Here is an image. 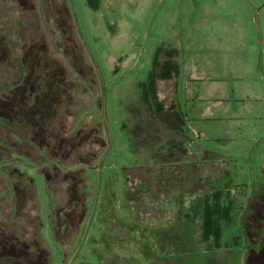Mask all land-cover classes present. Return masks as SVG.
<instances>
[{"label":"rangeland","instance_id":"374dc122","mask_svg":"<svg viewBox=\"0 0 264 264\" xmlns=\"http://www.w3.org/2000/svg\"><path fill=\"white\" fill-rule=\"evenodd\" d=\"M3 4L0 116L21 119L34 106L38 129L30 120L36 143L28 139L23 149H0V175L10 182L4 172L12 165L35 189L27 178H17L10 202L15 213L0 199V264H156L135 253L121 225L156 230L155 223L181 221L184 212L198 215L207 189L232 201L231 220L221 223V250L177 251L173 259L245 264L248 252L264 250V232L254 244L245 234L251 225L246 233L253 236L262 220L264 231V0H98L97 9L88 0ZM11 5L21 9L14 12L19 34ZM15 44L29 45L23 58L32 72L51 58L48 75L58 84L24 78ZM41 48L48 55L43 63ZM158 53L159 64L179 67L176 77L157 88L166 108L185 115L183 129L166 122L169 110L158 116L142 100L140 85ZM59 82L68 92L78 86L83 105L70 132L72 114L61 105ZM38 83L43 96L32 95ZM57 105L65 122L58 120ZM15 142L22 143L16 136ZM40 146L47 147L45 155ZM39 153L73 167L64 170ZM130 186L148 202L131 204ZM5 189L0 178V194ZM172 197L170 207L162 202Z\"/></svg>","mask_w":264,"mask_h":264},{"label":"trees","instance_id":"16d2710c","mask_svg":"<svg viewBox=\"0 0 264 264\" xmlns=\"http://www.w3.org/2000/svg\"><path fill=\"white\" fill-rule=\"evenodd\" d=\"M3 3H4V0H0V9L1 10L5 6ZM88 5H90L93 9H97L98 8V0H88ZM8 8L12 11V18L14 19V21L16 23V26L18 29V34H19V32H23V30L20 28L21 27V21L19 20L18 15L15 16V13H14L15 11H17L18 13L21 12V9L17 5H13V6L11 5ZM8 16L10 17V14L7 15V17ZM34 25L35 24H33V27L35 28L36 25L35 26ZM36 29H37L38 33H39V30L41 32L40 25H38L36 27ZM31 38L32 37H30V39ZM35 39L36 38H34V40ZM30 41H32V39ZM43 44H44V42L39 43L40 46ZM15 46L17 49L18 59H19V62L21 64V68H22V72L24 74V78H28L27 75L28 76L32 75V78H34V79L40 78V80H38L39 83L42 81V83L48 82L49 84L51 83L53 85L58 84V81L56 79H54V77L52 78L48 75L49 72H53L54 66L51 63L52 62L51 58H50L51 62H49L47 59H45L44 56H48V55L45 52H43L42 48L40 50L43 52V55L42 54H39V55L41 57V63H43V61H42V58H43L46 60V65L44 63H43V65L40 63L41 64V67H39L40 70L32 72L35 69L31 71L28 64L25 63V60L23 58L29 49V45H25V44L20 45L19 44V46H17L15 44ZM47 50H48V48H47ZM159 53L156 56V59L153 63L152 71L148 74L147 80L145 82L141 83V85H140L141 91H142V100H143L144 104L149 109H152L153 112L158 116L165 114V112H167L169 110V112H167V114L170 118H168L166 115V117H167L166 122L167 123H170V122L174 123V125L177 129H183L185 124H186L185 115L180 110H177L176 107H174V106H171V108H166L160 102L159 95H158V88H157L159 81L170 80L174 76L176 77L179 74V67L176 63L171 62V61H167L164 64H161V63L159 64V62L157 60V58L159 57ZM43 67H46L47 70H44ZM68 79H67V77H65L64 81L65 82L69 81ZM39 83L37 84V87H35V89L33 91L32 95H34V96H43L42 93H38V90L43 91L38 86ZM59 84H60V89H59L60 94L65 99L64 101L62 100L61 105L65 109V112H66V109H68L69 113L72 114L71 115L70 128L68 129L70 132L73 121L76 118V115H78L79 110L83 106L82 103L77 99V92H78L79 87L75 86L77 88L73 89V91L69 90V92H68L67 86H62V84L60 82H59ZM61 89H63V90L61 91ZM28 98H30V100L34 99V98H32V96H30V97L28 96ZM27 101L29 102V100H27ZM35 102L36 101L34 100V104H35ZM72 104H74V107H72ZM57 107H58V105H57ZM71 107H72V109H71ZM33 108H34V106L28 107V110H26L27 111V117L25 114L24 115L25 117H23L21 119L17 118V120L14 119L13 121L8 119V118L0 116V129H2L5 132V135H2V137H0V149L5 150L4 149L5 147H10V148L13 147L14 148L16 145L21 146L23 149V147L29 146V144L25 142V140H28V139L32 140L33 142L36 143V141L33 140L32 129L28 128L30 125V120H32L35 122L33 124V127H34L33 131L38 129V126L36 124L37 120H35L33 118V115H31L32 114L31 111L33 110ZM58 109L60 110L59 113L61 115L58 120L65 122L66 117L62 115V113H63L62 109L60 107H58ZM56 112H58V111H56ZM54 128L55 127L51 128L50 130L48 129L47 132L49 134H50V132L53 133ZM15 136L19 137L21 139V141H22V143H20L21 145L15 142ZM70 136L76 137V135H74V134H72ZM8 140L12 141L15 144H10V142H8ZM42 147L45 149L44 153H43L45 155L48 149L45 146H40V148H42ZM13 148H12V150H13ZM20 155H22L21 151H20ZM39 155L44 160L47 158V159H51V161L55 162L56 164H60L62 166V169H64V170L70 169L71 167H73V166L65 167V165L57 162L56 160L52 159L51 157H46V156L43 157V155L41 153H39ZM2 159H4V158H2ZM53 166L54 165H52V167ZM54 168H57V167H54ZM13 169H14V167L12 165H10V167L6 168L7 171L4 172L5 174L9 175V177L11 178L10 182L7 181L6 177L0 175V178H3L5 183H6V189L0 194V199H1V205L2 206L4 204L8 203L9 206L11 207V209L13 210V212L15 213V206L13 205V203H10V202H11V197L14 193L13 184L17 181V178L18 177L19 178L20 177L27 178L29 180V182L31 183V186L33 189H34V185L28 176H26L24 174H21V175L20 174H14ZM53 171H54V169L51 171V173H53ZM162 181H164V179H162L161 182ZM205 187H208V186L206 185ZM79 188L83 194L82 200H85L83 202V205L86 206V193L82 191V189H81L82 187H79ZM130 189L132 191L131 192V194H132L131 204H135L138 207H140V205L142 203L148 202L147 199H149V198L147 196L144 197V195H142V193L139 194V192L137 190H132L131 186H130ZM34 191H35V189H34ZM139 191H142L141 187L139 188ZM209 192H210V189L209 190L207 189L206 193H205V191L201 192L202 207H201V210H200L198 215H195V214L193 215L192 213L190 214L188 212H184L180 216L181 221L176 222L175 220H169V222L167 224H162L159 226H158V223H155V225H157L156 230L153 229L152 225L151 226H145V227H142L141 225H139L141 227L134 229L137 225L136 222L131 223V224H127V225L126 224L121 225L122 229L125 230V232H126V237L127 236L130 237V240H131L130 246L137 248V252H135V253H138V255L139 254L143 255L144 257L148 258L149 261L153 260V263L154 262L156 263V261H158L156 264H164L160 258V253L162 254L161 256L167 260L166 264H176V262H177V264H182V262L185 261V260L178 261V259H173L172 255H174V253L177 251L201 252V253L204 251V252H209L210 254L219 253L221 250V247H222L221 243H220L221 239H222V231H223L222 227H221V223L223 220L230 222L232 201L229 198L223 199L222 193H220L219 191H217L214 195H208ZM137 194H138L139 198H138V200H134L136 198ZM175 201H176L175 197H172L170 201H166L165 199L162 200V202L167 203V205L169 207L171 205H173V202H175ZM56 205L58 206V208L64 209L63 205L59 206L58 203H56ZM187 208H189V207H187ZM12 223L14 224L15 230H17V227H19V225L15 224L14 222H12ZM147 223H150V222H147ZM37 225H38L37 226L38 231H39V233H41L40 232V228H41L40 224H37ZM130 228H132V229H130ZM38 240L41 241L44 244V246L46 247L45 241L42 238V235H41V237L40 236L38 237ZM199 257L200 256L194 255V259L193 258L192 259L199 261V260H197V259H199Z\"/></svg>","mask_w":264,"mask_h":264},{"label":"crops","instance_id":"0c3cea01","mask_svg":"<svg viewBox=\"0 0 264 264\" xmlns=\"http://www.w3.org/2000/svg\"><path fill=\"white\" fill-rule=\"evenodd\" d=\"M254 227H252L251 225H247L246 229H245V234H246V238L248 240H251L250 238H254L255 240L253 241H250V242H253L252 244L254 243H259V241L261 240V238L258 236V233H263V227H255L256 231L254 232L255 234H253V236H248L247 233L249 229H252ZM247 232V233H246ZM257 235V236H256ZM252 259H254L253 263H261V264H264V250L260 251V252H254L253 250H251L250 252H248V255L245 257V262L247 264H252ZM260 260H263L262 262H259ZM245 263V264H246Z\"/></svg>","mask_w":264,"mask_h":264},{"label":"flooded vegetation","instance_id":"af4514ba","mask_svg":"<svg viewBox=\"0 0 264 264\" xmlns=\"http://www.w3.org/2000/svg\"><path fill=\"white\" fill-rule=\"evenodd\" d=\"M263 217L262 218H264V215H262ZM257 227H263V220L260 222V224H258V226Z\"/></svg>","mask_w":264,"mask_h":264}]
</instances>
